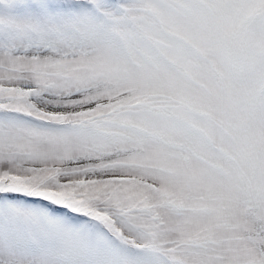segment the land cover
<instances>
[{
  "label": "snow or ice",
  "instance_id": "obj_1",
  "mask_svg": "<svg viewBox=\"0 0 264 264\" xmlns=\"http://www.w3.org/2000/svg\"><path fill=\"white\" fill-rule=\"evenodd\" d=\"M0 264H264V0H0Z\"/></svg>",
  "mask_w": 264,
  "mask_h": 264
}]
</instances>
